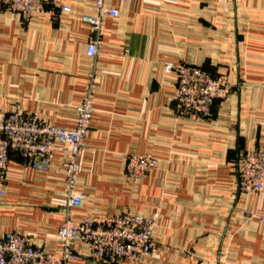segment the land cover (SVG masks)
<instances>
[{"label": "crops", "instance_id": "1", "mask_svg": "<svg viewBox=\"0 0 264 264\" xmlns=\"http://www.w3.org/2000/svg\"><path fill=\"white\" fill-rule=\"evenodd\" d=\"M63 1L69 13L50 15L46 6L26 21L0 3V118L18 108L73 127L93 70L77 215L151 217L156 248L137 264H264V193L241 191L236 172L241 155L264 147V32L240 21L238 0H110L119 14L105 18L90 59L94 34L80 16L95 14L93 0ZM164 61L226 74L233 92L213 103L210 118L181 117ZM132 153L151 154L158 167L127 179L123 159ZM62 158L41 172L11 156L0 235L16 232L57 252L48 234L63 219ZM75 250L70 264H91L81 244Z\"/></svg>", "mask_w": 264, "mask_h": 264}, {"label": "built area", "instance_id": "2", "mask_svg": "<svg viewBox=\"0 0 264 264\" xmlns=\"http://www.w3.org/2000/svg\"><path fill=\"white\" fill-rule=\"evenodd\" d=\"M110 0H93L95 14H82L80 21L89 26L94 38L89 39L85 54L94 59L104 31L106 17L115 18L119 12L107 5ZM126 2L127 0H118ZM22 20L36 13L50 15L57 10L70 12L63 0H0ZM162 71L173 83L176 113L196 119L210 118L214 102L228 99L232 86L222 75H211L197 65L164 61ZM96 75L88 73L80 102L75 105L74 125L66 128L43 120L18 108L0 118V186L5 184V172L11 156H16L29 167L47 172L56 155H62L63 219L57 231L48 234L55 239V253L34 244L30 238L16 232L0 235V264H70L77 258L75 245L83 246L91 264H113L120 260L141 263L153 251L154 221L139 213L123 211L114 214L77 215L85 193L78 189L81 172L80 157L86 148L91 118L94 112V84ZM127 179L137 181L158 167V159L151 154H128L123 159ZM238 186L246 194L264 193V147L245 152L236 164ZM4 194V191H1Z\"/></svg>", "mask_w": 264, "mask_h": 264}, {"label": "rangeland", "instance_id": "3", "mask_svg": "<svg viewBox=\"0 0 264 264\" xmlns=\"http://www.w3.org/2000/svg\"><path fill=\"white\" fill-rule=\"evenodd\" d=\"M238 3V18L240 21L251 23L256 30L264 32V0H238ZM216 75H222L225 77L228 81V84L232 86V90L228 94L230 96L233 92V82L226 74Z\"/></svg>", "mask_w": 264, "mask_h": 264}, {"label": "trees", "instance_id": "4", "mask_svg": "<svg viewBox=\"0 0 264 264\" xmlns=\"http://www.w3.org/2000/svg\"><path fill=\"white\" fill-rule=\"evenodd\" d=\"M212 75V74H211Z\"/></svg>", "mask_w": 264, "mask_h": 264}]
</instances>
